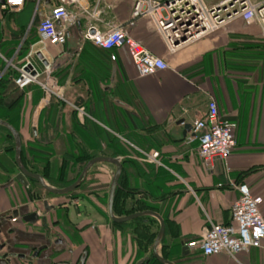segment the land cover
<instances>
[{
    "label": "crops",
    "instance_id": "0c3cea01",
    "mask_svg": "<svg viewBox=\"0 0 264 264\" xmlns=\"http://www.w3.org/2000/svg\"><path fill=\"white\" fill-rule=\"evenodd\" d=\"M55 2L25 0L19 11L3 9L7 19L1 28L0 50L9 58L0 54V78L18 73L16 67L30 61L42 70L40 79L46 80L39 52L52 68L48 82L62 96V100L51 99L35 84L15 89L18 92L6 89L7 100L14 99L16 106L5 116L12 118L9 123L21 137L25 166L48 182V176L61 182L71 180L82 167L72 164L80 153L117 157L123 165L119 179L123 198L153 206L151 210L164 219L158 246L163 257L176 264H264V247L243 251L235 261L225 253L204 256L187 245L201 239L208 219L229 222L240 183L262 197L264 218V37L260 28L238 19L170 49L149 18L131 19L133 0H76L67 7L74 21L66 23L65 43L51 44L38 33L37 24ZM116 24L163 58L167 67L138 76L125 48L104 49L84 38L89 25L106 31ZM210 99L222 119L235 123V146L225 160L205 166L197 141H185L192 131H183L184 124L206 115ZM9 133L0 125V244H4L0 253L23 254L33 264H77L84 251V264H157L150 259L157 219L143 216L115 225L107 200L106 206L102 201L98 207L91 197L49 194L31 179L26 186L21 184L15 178L19 169ZM138 149L157 151V161L146 159ZM98 170L100 178L95 174ZM114 171L115 166L107 162L92 167L88 186L102 183L97 192L108 199ZM120 206L114 209L117 216L124 215ZM15 209L21 215L36 211L39 219L32 224L21 216L12 220ZM141 233L143 237L137 238ZM43 245L46 248L33 258ZM25 261L13 259L11 264Z\"/></svg>",
    "mask_w": 264,
    "mask_h": 264
},
{
    "label": "built area",
    "instance_id": "2783aa9c",
    "mask_svg": "<svg viewBox=\"0 0 264 264\" xmlns=\"http://www.w3.org/2000/svg\"><path fill=\"white\" fill-rule=\"evenodd\" d=\"M55 1L50 14L38 22L37 31L51 44H63L66 41V23L74 21V15L67 7L76 0ZM24 3L25 0H4L0 7L19 11ZM130 17L132 20L149 18L170 49L209 35L238 19L256 24L264 37V0H222L213 4H208L205 0H133ZM58 21L65 24L58 25ZM83 35L85 39L104 49L125 48L138 76L154 75L167 67L163 58L153 54L129 35L121 24L109 26L106 31L89 25ZM111 59L114 60L115 55H111ZM24 65L16 67V85L23 88L29 84H37L46 96L53 95L62 100L61 94L48 82L52 73L49 65L44 70L46 80L40 79L41 73L36 68L35 75L24 71ZM71 106L79 114L86 115L82 108ZM234 127L235 123L219 116L217 104L210 99L206 115L192 124V133L186 136L185 141H197L198 155L203 164L209 166L216 159L225 160L232 152L235 146L232 132ZM138 151L146 159L157 161V151ZM237 190L239 196L232 204L229 222L220 224L208 219L201 239L190 241L187 243L189 247L198 248L204 256L225 253L235 261L243 251L264 247V218L260 211L262 197L253 195L245 183L238 184ZM15 219L12 217V220Z\"/></svg>",
    "mask_w": 264,
    "mask_h": 264
},
{
    "label": "water",
    "instance_id": "95a60500",
    "mask_svg": "<svg viewBox=\"0 0 264 264\" xmlns=\"http://www.w3.org/2000/svg\"><path fill=\"white\" fill-rule=\"evenodd\" d=\"M4 3V0H0V5ZM176 42V41H175ZM37 57H39L43 63V65L48 66L49 63L45 59L42 58L41 53H36ZM23 70L26 72H30L32 75L36 74V70L34 69L33 64L28 61L24 66ZM181 123L183 121H180ZM0 125L5 127L13 136L14 139V160L15 163L19 169V172L16 174L15 178L18 182H20L23 185L28 184V179L34 180L45 192L49 194H54V195H64L67 194L71 191H73L75 188L79 186V184L85 179L86 174L88 170L95 164L97 163H102V162H107L111 163L115 166V171L112 175V179L110 182L109 186V193H108V199H107V209H108V214L110 216V219L115 222V223H123L127 221H131L133 219H136L138 217H143V216H150L159 222V229L156 233L153 246H152V253L153 256L162 264H176L172 260L167 259L163 257L158 250V246L162 240V237L164 235V230H165V222L163 217L156 211L151 210V209H145V210H140V211H135L129 214H125L122 216H117L114 213L113 205H114V200L116 196V192L119 189V179L122 173L123 165L121 161L117 157H108V156H94L91 159H89L82 167V170L77 177L75 181H73L71 184L64 186V187H57L51 185L48 181H46L45 177L41 175L40 173L31 171L28 169L25 164L22 161L21 158V151H22V142H21V137L18 133V131L7 121L3 120L0 118ZM192 129V124L186 123L184 124V131L183 133L186 134L188 131ZM43 206L45 207V211L49 209L47 206L46 201L43 202ZM12 216H21V219L24 222L28 223H35L38 221L39 216L36 211L27 213L25 215H21L18 209H15L12 212ZM4 244H0V251L3 249ZM46 248V245L40 246L34 253L32 254V257L35 258L38 255V252L40 249ZM87 252L84 251L82 255L80 256L78 263L77 264H84V260L86 258ZM13 259H23L26 260V264H33L32 260H27L25 259V256L23 254H16L15 252L7 251L0 253V264H11V260ZM53 264H72L69 262H59V263H53Z\"/></svg>",
    "mask_w": 264,
    "mask_h": 264
},
{
    "label": "trees",
    "instance_id": "16d2710c",
    "mask_svg": "<svg viewBox=\"0 0 264 264\" xmlns=\"http://www.w3.org/2000/svg\"><path fill=\"white\" fill-rule=\"evenodd\" d=\"M14 74H15V76L17 75V73H13V76H14ZM9 76H10L9 73H4V75H2L0 78V116L3 118V120H5L7 122H11L12 118L9 115H8L9 117L5 116V113L8 114L10 109L13 106H16L14 99L13 100H7L8 95L6 94V91H7L6 86H7V84H9V81L11 80L10 78H13V76H11L10 78H9ZM17 112H18L17 107H14V111H12V114L14 116H16L18 114ZM9 135H10V133H9ZM47 178L49 179V183H51L53 186H57V187H63V186L68 185L72 182V180H64L62 182H58L49 176ZM35 184L38 185L36 182H35ZM73 193H74V191L70 192L69 195L73 194ZM123 194H125V193H123L121 189L117 190L115 200H114L113 209L116 210L118 208V205L121 204L120 213H122L124 215L135 212V211H140V210H145V209H154V207L151 205H148V204L143 203V202H139L137 200L134 201L131 198L128 201L126 198H123V196H122ZM115 225H120V224L115 223ZM142 235L143 234L141 233V236ZM150 259H151V261H153L157 264H162L152 255H151ZM142 264H144V263H142Z\"/></svg>",
    "mask_w": 264,
    "mask_h": 264
},
{
    "label": "rangeland",
    "instance_id": "374dc122",
    "mask_svg": "<svg viewBox=\"0 0 264 264\" xmlns=\"http://www.w3.org/2000/svg\"><path fill=\"white\" fill-rule=\"evenodd\" d=\"M208 4H213V3H218V2H220V1H222V0H205ZM253 2H256L257 0H252ZM6 11V10H5ZM2 8H0V34H1V28L3 27L4 28V18H5V16H6V19H7V12H5ZM10 16V12H9V14H8V17ZM0 54L4 57V58H9V55H8V53L5 51V50H0ZM35 68V67H34ZM37 70H39V69H37ZM39 72H42V70L40 69L39 70ZM13 76V75H12ZM18 76V73H17V75L15 76V74H14V76H13V78H10L11 77V75L9 76V78L11 79L10 81H9V84H7V89L8 90H11V91H14V92H18L19 91V89H20V87L18 86V85H16L15 83H14V81H15V79H16V77ZM13 83V84H12ZM9 85V86H8ZM15 86L14 88H13V86ZM37 87H39V88H41L39 85H37V84H35ZM26 87V86H25ZM24 88V87H23ZM15 89H18V91L17 90H15ZM42 89V88H41ZM40 89V90H41ZM43 91V90H42ZM44 93V92H43ZM51 99H53V98H55V99H58L59 100V98H57V97H54L53 95H51V96H49ZM97 172H95V174H96ZM73 177H75V174L71 177V179L73 178ZM73 180V179H72ZM51 184V183H50ZM90 184V182H89V180H87V182H85L81 187H79V189L76 191L77 193H80L81 194V197H84V198H87V199H89V197H91V199H93V201H96L97 203H98V207H100L101 206V202L103 201V204L106 206V200H107V198H105V196L104 197H102L101 196V192L100 193H98L97 191H93V188H92V185L91 186H88ZM52 185V184H51ZM92 189V190H91ZM42 191H44V190H42ZM73 197H75V196H73ZM93 209H95V207H93ZM86 210H88L87 209V207H85L84 208V210H83V212H85ZM87 212V211H86ZM141 235H139V234H137V238L138 237H140ZM143 237V236H142Z\"/></svg>",
    "mask_w": 264,
    "mask_h": 264
},
{
    "label": "flooded vegetation",
    "instance_id": "af4514ba",
    "mask_svg": "<svg viewBox=\"0 0 264 264\" xmlns=\"http://www.w3.org/2000/svg\"><path fill=\"white\" fill-rule=\"evenodd\" d=\"M96 156H102V155H96ZM92 157H94V156H87V155H82V153H80L76 158H75V160L74 159H72V164H73V162L75 163L76 162V164H82V167H83V165L89 160V159H91ZM102 163H104V162H102ZM98 164H100V163H97V164H95V165H93L92 167H94V166H96V165H98ZM82 167H80L79 169V171L75 174V177H73V180H72V182L73 181H75L76 179H77V177L79 176V174H80V172H81V170H82ZM91 167V168H92ZM62 169H63V172H61L60 174V176H62V175H64V169H65V167H64V160H63V163H62V167H61ZM90 168V169H91ZM90 169L88 170V172H87V174H86V177H85V179L79 184V186L77 187V188H75L73 191H74V193L73 194H70L71 196H79V195H81L80 193H77L76 191L79 189V187H81L85 182H87V180H90L91 178H89L88 179V176H89V171H90ZM96 175H98L99 176V178L102 176V171H100V170H98V172L96 173ZM63 181V180H62ZM61 181V182H62ZM71 182V183H72ZM70 183V184H71ZM69 185V184H68ZM65 186H67V185H65ZM102 186V183H99V182H97V184H94V185H92V188H95V187H97L96 189H94L93 191H98L99 189H100V187ZM64 187V186H63ZM72 192V191H71ZM70 193V192H69ZM69 193H67V194H69ZM78 194V195H77ZM64 195H66V194H64Z\"/></svg>",
    "mask_w": 264,
    "mask_h": 264
}]
</instances>
